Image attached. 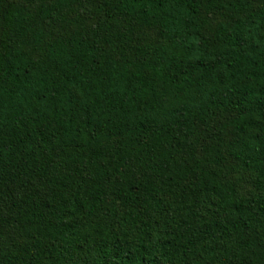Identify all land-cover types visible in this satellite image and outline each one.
<instances>
[{"label": "trees", "instance_id": "trees-1", "mask_svg": "<svg viewBox=\"0 0 264 264\" xmlns=\"http://www.w3.org/2000/svg\"><path fill=\"white\" fill-rule=\"evenodd\" d=\"M0 264H264V0H0Z\"/></svg>", "mask_w": 264, "mask_h": 264}]
</instances>
